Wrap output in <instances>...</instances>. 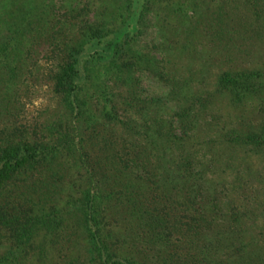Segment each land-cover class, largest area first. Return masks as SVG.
I'll return each mask as SVG.
<instances>
[{
  "label": "trees",
  "instance_id": "trees-1",
  "mask_svg": "<svg viewBox=\"0 0 264 264\" xmlns=\"http://www.w3.org/2000/svg\"><path fill=\"white\" fill-rule=\"evenodd\" d=\"M5 17L0 74L41 54L53 107L0 119V264H264L234 159L264 152V0H0ZM217 97L233 118L213 149L198 127Z\"/></svg>",
  "mask_w": 264,
  "mask_h": 264
},
{
  "label": "rangeland",
  "instance_id": "rangeland-1",
  "mask_svg": "<svg viewBox=\"0 0 264 264\" xmlns=\"http://www.w3.org/2000/svg\"><path fill=\"white\" fill-rule=\"evenodd\" d=\"M88 2L90 5H92V9H99V6H102V2H108V0H88ZM2 20L5 21L0 25V34L10 35V26L8 22H10L11 19L5 17ZM149 32L150 28H148L147 30L146 39L153 34H150ZM154 34L157 37L156 31L154 32ZM156 37H154V39H156ZM30 44L31 41L29 39H27V41H24V45L28 46ZM22 49V45L20 44L16 52L19 53L22 51ZM21 57L22 55L19 59H21ZM24 59L25 57L23 58V63H19L18 60L14 59L12 56H9L3 61V63L7 65L6 70L12 72L14 69L15 74L4 76L5 70H1L2 75H0L3 76V78L0 79V108L3 109V111L2 113H0V119L5 121L8 117V122H14L17 125H21L27 128L32 126V124H35L38 121L49 117L48 113L53 107V97L47 83L45 82V75L49 69L50 62L45 58H42L41 54L32 55V58L29 61ZM251 64L252 61H250L248 57L242 63L243 66H251ZM193 66L196 67L195 69L197 73L199 65L195 64V62H190L189 67ZM217 70H219V66L213 64L208 68L207 71L202 72L199 75V77L203 78V83L200 84V87L209 89ZM143 87L151 92L155 89L153 86L147 87V84L144 81ZM245 111L247 113H255L256 107H246ZM207 112L208 114L205 121L206 123L203 124V126H201V123V127H198L200 128L199 134H201L202 138L204 139L205 134L208 130V138L206 140H214L210 142L209 145L213 146V149L214 147H221V144H218L219 140L216 137L215 131L216 129H219L220 126H228V124L225 123H228L232 120V111L226 104V101H222L217 97L208 105ZM5 115H7L6 118ZM209 115H212V119L210 122L208 118ZM209 123H212L215 126L209 127ZM214 142L215 144H213ZM213 149L212 151H214ZM234 159L240 162L243 166H247L248 168L247 171L245 170L243 177L248 184L254 187L253 191L249 195L252 199L250 209L253 211L255 207L259 206L258 208H256V215H258V213H260L259 209L262 207V204H264V152L252 155V153L249 152L243 153L242 151H237V153L234 154ZM222 162H224V159L220 152L214 154L211 160V165L217 166L213 167V170L216 171V174L218 172V179L220 181L222 176L221 169H223ZM223 185H226L225 179L223 181ZM256 217L257 216H255L252 221L256 225H259L258 219V223L255 222ZM252 221L250 222L252 223ZM249 225L252 232L255 229L258 230L253 224ZM75 246L79 249L80 247H82V244L80 241H76ZM73 260H75V264H90L87 259ZM59 261L62 264L65 259H59Z\"/></svg>",
  "mask_w": 264,
  "mask_h": 264
}]
</instances>
